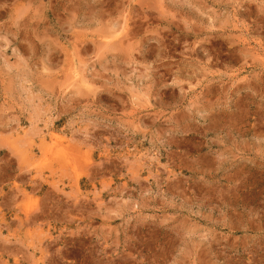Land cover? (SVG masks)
<instances>
[{"label": "rangeland", "instance_id": "rangeland-1", "mask_svg": "<svg viewBox=\"0 0 264 264\" xmlns=\"http://www.w3.org/2000/svg\"><path fill=\"white\" fill-rule=\"evenodd\" d=\"M0 264H264V0H0Z\"/></svg>", "mask_w": 264, "mask_h": 264}, {"label": "bare ground", "instance_id": "bare-ground-1", "mask_svg": "<svg viewBox=\"0 0 264 264\" xmlns=\"http://www.w3.org/2000/svg\"><path fill=\"white\" fill-rule=\"evenodd\" d=\"M79 69V68H78ZM83 69V68H82ZM77 70V69H76ZM78 71H81L80 69L78 70ZM77 72V71H76ZM83 72H85V71H83ZM86 73H84V75H85ZM84 75H82V74H80V72H77V73H75L74 74V78H76V80L80 83V85L82 84L83 86H88V85H91L90 84V81L87 79V77H85ZM75 79H74V81H75V83L77 82ZM74 83V84H75ZM93 83V82H92ZM74 84H71V85H74ZM77 84V83H76ZM75 84V85H76ZM80 86V87H83V86ZM88 88V87H87ZM86 87H85V89H87Z\"/></svg>", "mask_w": 264, "mask_h": 264}]
</instances>
